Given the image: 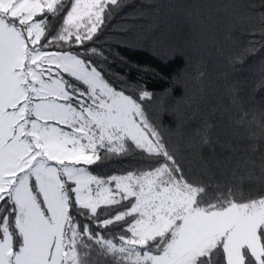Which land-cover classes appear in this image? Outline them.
I'll return each instance as SVG.
<instances>
[{"label": "snow or ice", "instance_id": "obj_1", "mask_svg": "<svg viewBox=\"0 0 264 264\" xmlns=\"http://www.w3.org/2000/svg\"><path fill=\"white\" fill-rule=\"evenodd\" d=\"M165 2L133 6L131 19L147 21L135 44L175 60ZM130 3L0 0V264H264V109H246L233 82L229 119L247 147L214 138L212 113L186 155L171 139L183 134L178 114L166 125L155 91L129 79L151 71L121 55L134 25L106 38ZM217 3L260 21L235 69L264 48V0ZM129 158L120 172L92 169Z\"/></svg>", "mask_w": 264, "mask_h": 264}, {"label": "trees", "instance_id": "obj_2", "mask_svg": "<svg viewBox=\"0 0 264 264\" xmlns=\"http://www.w3.org/2000/svg\"><path fill=\"white\" fill-rule=\"evenodd\" d=\"M259 4V0H255ZM133 6L146 7L145 0H131L130 5L111 20V27L106 29L109 41L126 35L120 31L123 25H134L130 35L122 44L121 55L133 64L149 66L151 71L138 73L133 69L128 73L132 81L141 80L155 91L156 101L151 111L155 112L163 103L169 110L164 123L172 122L171 113L178 114L177 119L182 124V136L173 134L171 139L186 150V155L195 149L198 142L196 129L201 127L204 119L210 114L215 124L213 136L223 141L233 140L241 149L247 147L249 141L245 138L244 129H236L229 117L233 109L229 104V87L238 81L240 95L246 109L258 107L264 109V48L255 55H250L242 65L235 69L230 67L229 59L246 47L250 39L248 32L253 27L260 26V21L242 9L222 11L217 0H171V4L158 3L162 8L167 35L173 39L177 58L165 60L167 50L152 48L137 49L135 36L142 32L146 20H133ZM264 9H257L261 11ZM195 22L191 23L190 20ZM229 25L234 31L229 37ZM255 39H260L259 35ZM103 40L101 44H103ZM99 46V45H98ZM115 72L126 73L123 64L112 65ZM204 72L198 78V73ZM255 131L259 129L255 128ZM219 151V149H217ZM259 160V153L248 157ZM134 163L127 160L106 161L98 166H92L93 171L100 175L120 172ZM255 190L260 185L253 184Z\"/></svg>", "mask_w": 264, "mask_h": 264}]
</instances>
